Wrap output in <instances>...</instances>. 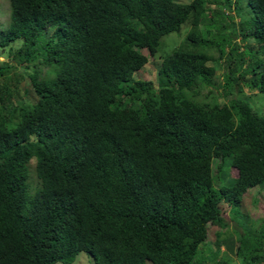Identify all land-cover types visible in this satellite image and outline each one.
I'll use <instances>...</instances> for the list:
<instances>
[{
	"label": "trees",
	"instance_id": "trees-1",
	"mask_svg": "<svg viewBox=\"0 0 264 264\" xmlns=\"http://www.w3.org/2000/svg\"><path fill=\"white\" fill-rule=\"evenodd\" d=\"M217 1L241 16L216 40L198 30L225 17L203 13L209 0H8L0 264H70L81 252L92 264H224L221 245L241 264H264V221L257 232L234 221L249 189L250 220L264 213V117L234 93L264 92V63L251 58L255 46L264 53V0ZM187 19L156 81L140 77L146 54ZM233 35L248 41L242 50L226 43ZM241 52L251 63L229 60ZM209 61L220 62L221 84ZM207 224L217 226L213 250Z\"/></svg>",
	"mask_w": 264,
	"mask_h": 264
},
{
	"label": "rangeland",
	"instance_id": "rangeland-1",
	"mask_svg": "<svg viewBox=\"0 0 264 264\" xmlns=\"http://www.w3.org/2000/svg\"><path fill=\"white\" fill-rule=\"evenodd\" d=\"M175 1L180 2V3H186L190 0H175ZM218 2L219 1H217V0H209V3H207L205 9H203L204 10L203 13L206 14L207 16H210L211 15L210 11L212 12V10H216V8H219L225 15V17L221 16L220 18H217L216 21H212V22H214L213 24L210 21V26H211L210 34L206 35L204 33V25L202 22H199V24H198V30H199L200 34H202L206 39H208V38L211 39V35L213 33L214 34L219 33L222 25H224L229 20H231V18L233 19L234 26L237 28L238 18L241 16L240 12H238V10H237L238 16L235 15V11L231 7L232 4H230V8L227 9L225 6H219ZM237 2L240 3L239 0H237ZM244 4H245V0H242V6H244ZM240 5H241V3H240ZM228 15H230V17H228ZM7 16H8V0H0V24L1 25L4 26L6 24ZM203 22L207 24V21H205V18H204ZM188 26H189V22L187 19V21L184 22L180 26V29L178 31L170 32V33L165 34V35L160 37L159 47L157 48L156 53L153 56H148L146 54L148 62L143 67V69L139 72L140 77L145 78V79H150L151 77H153L154 82L156 81V74L153 75V73L156 69V66L159 62V59L163 55L169 54L174 47L179 45V43L183 39V35L188 30ZM217 36H218V34L216 36H214V39L217 40ZM232 41L237 43L239 51L242 50L244 45H247V42H248V41H241L240 36H236V35H233L231 40L226 39L227 44H230V43L232 44ZM17 45H18V42H14L11 44V47L16 48ZM253 46H255V45H253ZM256 49H259V47L255 46V48L251 51L252 52V57H251L252 60H255V59L261 60L264 63V53L263 54L255 53L254 51ZM236 58L243 60V62L246 60L245 64L251 63V59L250 60L248 59V54L244 55V52L243 53L241 52L238 54L234 53V55L232 54L231 58H229V60H232V59L235 60ZM5 60H8L9 63H14V62H12V60H10L9 54L7 53V48L0 50V62L5 61ZM208 64L216 66L215 67L216 69H215V72H214L212 79L217 78V79H214V81L217 82L218 84L219 83L221 84L223 81V79H221L223 77L222 76L223 70H222V67L220 66V62L219 61H209ZM238 64H236V65H238ZM245 64H242V67L246 66ZM16 70H18V65H16ZM41 70H44V67H41ZM225 71H226V69H225ZM237 72H241V71H239V70L235 71L236 74H237ZM245 77H247V74L245 75ZM26 80H27L26 78L20 80V82L18 83L19 86H21V87L27 86ZM243 86L244 87H242V89L240 91L235 92V90H234V93H236L235 95L237 97L243 99L244 101H246L256 112H258L260 115H262L264 117V92H258L256 90H250L247 86H245V85H243ZM207 89H209V87L206 86L203 89L199 90L200 93L198 94V97L205 94ZM218 90H219V88L217 90H212V91L217 92ZM19 95H20V98L25 100V101H28V99H30L32 96L31 92L23 94L21 89L19 91ZM225 101H226V98H224V97L222 98V96H218L217 102L219 104H221L222 102H225ZM216 162H218V160L213 159L212 170L215 169ZM30 166H31L30 169L32 170L33 169L32 163H30ZM30 172H31V175H33V170ZM251 194H254V189H249L242 195L240 206L236 208L237 213H234L235 214L234 218L240 223H238L236 220H234V221L236 222V224L241 226V229L248 228L249 231H256V230H254V228L256 226L262 225L261 223L264 221V213L260 214L257 219H255V220L252 219V221L250 220L249 212L251 209L253 210V208H254V206H253L254 203H253V205L251 204V201H252V198L250 197V196H252ZM258 195H260V193L256 192L255 197ZM255 217H257V216L255 215ZM245 226H247V227H245ZM233 229L239 230V227L234 225L233 220L228 219L227 220V227L224 228V231H223L224 235L228 234V235L234 236ZM216 230H217L216 225H214V224H207L206 225V241L204 244H205V246L210 248V250H213L215 247L214 246V240H215ZM218 257L219 258L220 257L225 258V260L223 261L224 264H241L239 258L237 256H235L234 254L226 251V249L222 245L220 247L219 253L217 254V259H218ZM54 264H59V263H54ZM70 264H92V261L88 257L87 254L81 252V253H78L73 258V260ZM146 264H150V263L147 262Z\"/></svg>",
	"mask_w": 264,
	"mask_h": 264
}]
</instances>
